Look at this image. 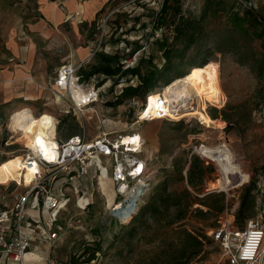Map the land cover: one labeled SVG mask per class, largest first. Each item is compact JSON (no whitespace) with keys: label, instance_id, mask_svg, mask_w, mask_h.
<instances>
[{"label":"rangeland","instance_id":"374dc122","mask_svg":"<svg viewBox=\"0 0 264 264\" xmlns=\"http://www.w3.org/2000/svg\"><path fill=\"white\" fill-rule=\"evenodd\" d=\"M54 1L59 6L63 2L0 0V162L13 154H24L29 148L24 145L26 139L8 127L10 111L26 105L34 116L52 121L54 127L48 134L54 140H64L75 133H82L88 139L102 132L123 137L138 134L142 140L141 156L148 161L152 172V187L144 197L140 212L123 222L109 213L116 200L109 175L101 177L90 170L85 176L70 180L58 171L55 186L62 187L69 199L59 214L63 231L50 250L51 258L56 264H228L220 244L210 238V230L218 226V217L226 208L228 211L234 208L236 227L243 226L246 218L262 225L264 222L262 50L260 40L251 36L252 28L246 31V24L238 27L228 17L230 11L241 15L245 0H181L174 18L171 5L158 16L162 0H100V8L91 17L86 14V7L97 0H82L66 2L68 9H78V14L65 15L55 23L46 15L47 5ZM251 1L256 5L253 12L264 17V0ZM180 16L195 19L200 28L197 39L184 51V43L173 40V25L167 26L168 22L177 24ZM256 30L259 32L262 28L257 26ZM166 41L171 44L164 53ZM205 44L217 48L207 62L217 69L219 87L224 92L223 104L219 107L208 104L206 111L209 116H218L215 119L226 116L229 125L222 120V128L206 129L193 116L136 122L145 95L160 88L139 85L140 77L148 79L151 74V78L161 74L170 81L188 70L190 64L202 61ZM136 49H142L137 65L139 75L124 73L131 67H124L125 60ZM79 52L87 58L75 63L77 74L85 76L92 72L91 82L103 86L98 102L83 107L90 108L87 114L70 108L69 100L59 97L53 89L57 68L64 62L80 60ZM104 58L110 59L113 68L120 65V71L112 75L98 72L97 68L105 64ZM19 69L30 74L33 80L15 79ZM10 78L14 80L7 81ZM130 86L137 88L135 95L122 92ZM118 100L121 103L114 104ZM191 103L189 110L196 105ZM199 141H205V146L214 151L205 154L210 165L203 180L190 184L187 179L192 156L189 146ZM221 148L225 151L221 152ZM234 163L241 168V173L236 172ZM229 171L236 178L230 175V181H235L225 188L223 175ZM247 187L250 191L246 217L236 218ZM183 189L194 200L191 212L179 224L203 234L205 239L198 255L173 260L181 247L180 237L173 227H158L152 215L146 213L142 217L141 212L152 198ZM22 190L21 183L13 180L5 183L0 179V207L11 205L13 195ZM212 194L217 200L222 199V211L208 209L203 202L204 199L213 201V197H208ZM195 208L207 213L199 214ZM97 243L100 250L91 258ZM25 264L45 263L32 252L25 256ZM261 264H264V255Z\"/></svg>","mask_w":264,"mask_h":264},{"label":"built area","instance_id":"2783aa9c","mask_svg":"<svg viewBox=\"0 0 264 264\" xmlns=\"http://www.w3.org/2000/svg\"><path fill=\"white\" fill-rule=\"evenodd\" d=\"M243 4L256 7L251 0H245ZM142 49L133 51L125 60L124 67L134 66ZM77 67L78 64L70 61L62 63L57 68L53 82V89L58 96L67 98L70 108L76 110L98 102L103 87L91 80H84L82 75L77 74ZM73 90H81L86 97L75 100ZM148 97L146 94L140 105L136 122L167 119L169 112L173 111L171 104L159 96L155 99L153 108L147 111L145 99ZM57 123L55 118V124ZM109 135L110 133L102 132L88 139L82 133H75L64 140L55 138L50 157H46L43 150H38L36 154L27 148L23 161L35 163L37 170L33 173L32 181L24 185L21 192L13 195L11 205L0 207V259L25 264L26 253L39 252L44 247L45 264H56L50 256V250L63 231L59 214L69 199L62 187L55 186L58 171L71 180L77 176H85L90 170L99 175L104 170L113 183L114 198L116 197L109 213L120 209L123 203L141 192L133 210L129 212V218L139 211L144 204V197L152 187V172L148 161L141 156L142 140L138 135L137 143L126 144L123 143V135ZM127 136L135 137V134ZM205 143L199 141L189 147L191 155L194 154L205 164H209L205 154L214 149L207 148ZM233 212L234 208L224 210L217 219L218 226L210 230V236L220 244L228 264H259L264 255V222L262 225L249 219L243 228H236L233 226ZM112 216L121 221L120 217Z\"/></svg>","mask_w":264,"mask_h":264},{"label":"bare ground","instance_id":"6f19581e","mask_svg":"<svg viewBox=\"0 0 264 264\" xmlns=\"http://www.w3.org/2000/svg\"><path fill=\"white\" fill-rule=\"evenodd\" d=\"M47 9L53 20L59 22L62 12L56 5V2L49 3ZM76 14H78V11ZM23 78L33 80L30 74L25 73L23 69H19L15 79ZM13 80L14 78H10L7 81L12 82ZM218 80V71L211 63L205 62L200 65L190 66L188 71L183 75L172 78L159 89L147 94L149 97L147 100L145 99V106L147 105V111H150L155 104V99L160 96L164 98L169 105L171 104L173 108L177 107V109H173L172 112H169V117L164 120H178L185 116H193L196 117L200 121V124L206 129H220L224 125V122L220 119H212L206 111L208 104L219 107L224 102V92L219 87ZM72 95L75 100H81L86 97V94L81 92V90H73ZM187 98L191 99V102L196 104L190 108L191 111L188 109L189 106H191L189 105L191 102L187 100ZM78 111L81 113L84 111L86 112L85 114H87L90 108L84 110L80 107ZM92 111L94 112L96 109ZM180 111L183 112L181 113ZM151 121L153 122L154 120ZM8 127L12 132L21 135L22 139H26L24 145L28 146L34 153L38 154V150H43L45 156L50 157L51 148L54 147L56 142L50 134H48L54 127L50 119L42 120L34 116L32 110L28 106L23 105L10 111L8 114ZM137 140L138 134H135V137H123V143L126 144L132 143L134 145V143H137ZM219 150L221 152L225 151V149L222 148ZM23 159L24 156L22 153H16L10 158L2 160L0 162V179L5 183L13 180L21 183L23 186L28 185L32 181L33 173L37 170V165L35 163H26ZM234 166L236 172L241 173V168L236 163H234ZM230 175L236 178L235 173L231 171L224 174L223 187L225 188L235 181H230ZM99 176L106 177L104 170H102ZM120 218L123 222L128 221L129 212L120 215ZM28 253H26L25 256ZM37 255L40 254L37 253Z\"/></svg>","mask_w":264,"mask_h":264},{"label":"trees","instance_id":"16d2710c","mask_svg":"<svg viewBox=\"0 0 264 264\" xmlns=\"http://www.w3.org/2000/svg\"><path fill=\"white\" fill-rule=\"evenodd\" d=\"M181 0H174L169 3V0H162L161 1V6L160 10L157 12L160 16L162 12L165 11L166 7L171 5L174 7V14L172 18L175 17V13H178L177 11L180 10L181 7ZM243 4V3H242ZM243 10L242 14L240 15L237 12H231L228 13V17L231 16L234 24L238 27H242V24H246L245 30L248 31L250 28H252L251 36L257 38L260 40V48L262 50V66L264 67V17L259 16L255 12H253V8L249 7L245 4H243ZM180 21L177 24H173L172 22H168L167 26L173 25L172 32H173V40L174 42L179 41L180 43H184L183 46V51L189 46L191 42L197 39V36L200 32V28L198 26V22L195 19L191 18H182L180 16ZM170 23V24H169ZM260 26L262 30L259 32L256 30V27ZM171 44L170 42L168 43L166 41L165 43V51L164 53H167V45ZM205 57L202 59L201 62L199 63H192L190 66L193 65H198V64H203L207 62V60L211 57L214 56V53L217 52V48L213 45H208L205 44ZM132 53V52H131ZM140 57V56H139ZM137 58V62L134 66L127 68L124 73H131L135 75H139L137 71V65L140 61V58ZM105 64L97 68V71L102 72L104 75H112L117 71H120L121 66L117 65L116 67H112L110 63V59L104 58ZM189 66V67H190ZM186 71L180 72L178 75H183L186 73ZM177 75V76H178ZM93 73L89 72L85 76L82 75L84 80H91L93 79ZM153 74H151L150 78L148 79H143L140 77V84L139 85H146L147 88H158L161 87L163 84L168 83L169 79L167 80L164 76L161 74L158 76L156 75L154 78ZM166 79V80H165ZM137 91L136 87L130 86L123 90V93H128L130 95H135ZM121 100L116 101L114 104H120ZM212 119L217 118L218 116L210 114ZM222 120L227 121V125H229V121L226 116H221ZM210 164H205L203 160H201L199 157L196 155L192 154L191 160H190V165L187 170V179L188 183L192 184L195 181H201L205 177V172L208 169V166ZM249 191L250 187H247L245 192L243 193L240 201L239 208L236 213V218H243L245 219V210H246V201L249 197ZM216 195H221V194H216ZM217 196V197H218ZM208 197H213V201L211 202H206V199L203 200L205 205L207 206L208 209H215L216 211H222V205L220 204V201L222 200H217L215 194L209 195ZM194 198L192 197L191 193L187 189H183L179 192H173V193H163L160 194L154 198L150 202L146 204V206L143 208L141 212V216L143 217L146 213L152 215L153 219L158 223V227H173V230L175 233L180 237L181 241V247L179 249V253L176 255V257H172L173 260L176 258H182V257H188L192 258L196 255H198L203 247V240L205 239V236L203 234H196L194 231L188 230L186 228L181 227V224L179 222L185 218V216L191 212L190 208L193 204ZM195 212L204 215L207 213L206 211H202L201 209L195 208ZM140 212V209L137 213ZM234 215V212L233 214ZM234 217V216H233ZM166 219V220H165ZM251 218H246L245 223L247 220ZM165 220L164 224H160V221ZM244 223V225H245ZM176 224V225H175ZM236 227V228H243L244 227ZM211 240L212 237L210 236ZM100 250V245L97 243V245L92 249V255L91 258H93L94 254ZM90 258V259H91ZM85 261H89L85 260ZM174 264H185V262H175Z\"/></svg>","mask_w":264,"mask_h":264},{"label":"crops","instance_id":"0c3cea01","mask_svg":"<svg viewBox=\"0 0 264 264\" xmlns=\"http://www.w3.org/2000/svg\"><path fill=\"white\" fill-rule=\"evenodd\" d=\"M54 2H56V1H54ZM66 2H77L76 0H65V1H63V2H60V3H62V5L61 6H59L58 5V3H57V5L60 7L59 9L61 10V12H62V16H61V18H63L65 15H66V17L67 16H71V14H74V13H76L77 12V10L78 9H76L75 10V8H73L72 9V11H70L69 9H68V6L66 5ZM99 3H100V0H97V1H95V2H93L92 4H90L88 7H86V14L88 15V16H92V15H94V13L100 8V5H99ZM46 15L48 16V18L49 19H51L53 22H54V20H53V18H52V16H51V14H50V12L49 11H47V13H46ZM50 15V16H49ZM61 18H60V21H61ZM66 19V18H65ZM55 23V22H54ZM79 56H84L83 55V52H79ZM82 57H80L79 59L80 60H75V62H72V63H79L80 61H82V60H84L85 58H87V56H84V58H82ZM88 81V80H87ZM59 240H57V242H58ZM56 242V243H57ZM55 243V244H56ZM33 252H35V251H33ZM36 253H39L40 255H37V256H39L40 258H42L43 259V261H44V256H45V248L44 247H41V249H40V251L39 252H36ZM30 253H28V255H29ZM41 254H44V255H41ZM263 261V256L261 257V259H260V261H259V264H261V262ZM45 263V262H44ZM0 264H16L15 262H12V261H10V260H5V259H0Z\"/></svg>","mask_w":264,"mask_h":264},{"label":"water","instance_id":"95a60500","mask_svg":"<svg viewBox=\"0 0 264 264\" xmlns=\"http://www.w3.org/2000/svg\"><path fill=\"white\" fill-rule=\"evenodd\" d=\"M140 193L133 195L127 202L123 203L120 209L112 211L111 214L120 217L125 212H131L135 206V201L140 197Z\"/></svg>","mask_w":264,"mask_h":264}]
</instances>
